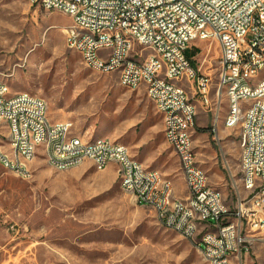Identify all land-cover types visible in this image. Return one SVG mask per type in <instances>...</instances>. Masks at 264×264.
<instances>
[{
	"label": "rangeland",
	"instance_id": "374dc122",
	"mask_svg": "<svg viewBox=\"0 0 264 264\" xmlns=\"http://www.w3.org/2000/svg\"><path fill=\"white\" fill-rule=\"evenodd\" d=\"M70 23L65 13L47 12L29 0H0V77L9 95H36L47 103L51 122L71 121L84 139L122 143L130 155L136 148L144 153L150 141L147 157L156 171L169 169L187 190L164 137L163 115L145 89H128L117 73L87 68L81 54L65 45ZM188 54L196 69L211 74L214 88L218 43L196 40ZM262 78L264 69L255 80ZM224 98L216 122L193 126L192 144L210 185L235 213L249 194L241 181L237 131L225 126V117L224 124L218 121L221 109L222 116L228 110ZM30 168V176L22 177L0 165V264H208L197 248L204 230L193 241L165 228L152 208L122 188L116 163L97 170L85 160L57 170L39 153ZM242 235L248 251L233 264H264V227L244 225Z\"/></svg>",
	"mask_w": 264,
	"mask_h": 264
},
{
	"label": "built area",
	"instance_id": "2783aa9c",
	"mask_svg": "<svg viewBox=\"0 0 264 264\" xmlns=\"http://www.w3.org/2000/svg\"><path fill=\"white\" fill-rule=\"evenodd\" d=\"M51 3L67 5L77 11V18L64 29L68 49L83 53L82 62L98 72L117 73L119 82L130 83L133 90L143 87L154 106L168 112L165 133L171 138V148L179 168L186 173V188L191 197L175 200V210H167L165 192L154 189L155 176L142 165L125 162L124 155L113 146L80 148L72 145L69 151L52 148L45 155L39 147V136L46 134V124H53L55 132H70L66 120L51 122L48 111L40 107V97L32 94L6 96L0 87V113L6 118V133L0 142V153H8L9 161L0 165L22 177L29 176L19 152L35 159L39 153L52 161L72 162L82 156L97 160V170H103L107 155H116L117 176H126L123 189L135 193V202L152 208L159 222L184 238L195 240L205 229H217V237L201 235L197 242L206 262L229 264L238 259L242 250L248 251L242 235L243 226L255 230L264 227V198H257V189H264V92L251 94V76L264 69V0H32V5L50 12ZM215 40L219 47V73L213 88L212 76L201 73L186 56L192 42ZM128 41H135L133 54H126ZM151 43H158L160 62H153ZM96 46H107V56L94 57ZM150 55V62H143ZM127 56H139L141 66L127 63ZM248 79V87H240V80ZM182 83V90H175ZM198 83L199 96L205 106L233 105L228 126L237 131L241 181L254 206L247 200L239 204L237 212L222 210L221 192L212 187L207 174L195 172L198 157L186 151L188 128L182 126V116H189L196 124L197 110L184 87ZM241 89H250L255 106H248V97H241ZM214 90L215 103L210 94ZM53 137H50L52 139ZM11 148H18V157H11ZM137 190H146L145 198H137ZM189 204H196L198 217H190ZM234 218H241L242 227L234 226Z\"/></svg>",
	"mask_w": 264,
	"mask_h": 264
},
{
	"label": "bare ground",
	"instance_id": "6f19581e",
	"mask_svg": "<svg viewBox=\"0 0 264 264\" xmlns=\"http://www.w3.org/2000/svg\"><path fill=\"white\" fill-rule=\"evenodd\" d=\"M29 2L32 4V0H29ZM50 10H58L60 12L65 13L70 18H77V11L69 10L67 8V5H62L60 3H51ZM64 38H65V45L68 48V39L66 37ZM134 48H135V41H128L126 44V54H133ZM151 51H152L151 55L153 58V62H160V49L158 47V43H151ZM79 53L81 54L83 60V53L81 52ZM104 56H107V46H96L94 48V57H104ZM143 62H150V55H143ZM127 63L131 64L132 66H141V59L139 58V56H127ZM91 69L97 71V68H91ZM261 70L262 69H259V72ZM255 77L256 75L251 76V94H259V92H264V78L255 80ZM119 83L122 86L133 90V86H131L130 83H126V82H119ZM0 87H7L6 88L7 97H15L16 94L9 95L7 83L1 77H0ZM240 87H248V79H241ZM191 89L192 91H198V83H191ZM175 90H182V86L179 83H175ZM18 94H27V93L19 92ZM248 96H250V89H241V97H248ZM248 106H255V97H248ZM40 107H43V110L47 111V103L42 98H40ZM155 107L163 115V132H164L165 122H168V112H166L164 109H161V106H155ZM219 109L220 106H216L214 113L215 122L218 117ZM232 114H233V105H228V110L225 116V126H228ZM66 122L67 125L70 126V132H67L64 135L62 144H61L62 132H55L53 137V124H46V134H43L38 138L39 147H47V145H49L50 143V148H45V155H52V148H61V151H69L72 145L76 143V139L80 143V148H100L103 145V141H105L106 146H113V148L119 149L123 153L125 162L131 163L132 165H142L131 157L128 148L124 144L115 141H110L104 138L84 139L82 136L74 132L73 122L67 120ZM0 126H2L0 130V142H1V139L4 138V134L6 133V118L3 116L2 113H0ZM182 126L184 128H188L187 142L192 143V130L194 128L193 120H191L189 116H182ZM50 137L53 138L50 139ZM164 137L168 145L171 147V138L169 133L164 132ZM186 151H194L193 144H186ZM11 157H18V148H11ZM45 159L52 167H54L57 170H65L71 168L73 166L80 164L85 160L91 161L94 167L97 168V160H94V158H91V156H82L76 161L63 162L61 166L59 161H52L50 157H45ZM0 160L1 162H8L9 154L0 153ZM33 160H34L33 156L28 155L26 152H19V161L24 162V166H26L27 170H29V176L31 174L30 164ZM111 162L116 163V155H107L105 160V167ZM146 170L147 173L153 174L155 176V180L157 182H154V189H162V184H164V187L168 189L167 192H165V204H167V210H175V200H180V198L174 197L173 186L171 181L163 178L161 174L156 170H151V169H146ZM181 172L186 184V173L185 171H181ZM195 172H203V174H205V172L202 170L199 164H195ZM119 178H120V184L123 188L124 184L126 183V176H119ZM243 185L245 187V184ZM131 194L135 199V193H131ZM145 197H146V190H137V198H145ZM186 197H191L190 188H187ZM257 198H264V189H257ZM220 204L222 210H228V208L225 206L222 195H220ZM247 206H254V197H249L247 199ZM189 212H190V217H198V210H196V204H189ZM234 226L242 227L241 218H234ZM204 237H217V229H205ZM198 249L203 256V259L206 261V254H203L200 248ZM233 260L234 259H229V264H233ZM207 263L209 264V262Z\"/></svg>",
	"mask_w": 264,
	"mask_h": 264
},
{
	"label": "crops",
	"instance_id": "0c3cea01",
	"mask_svg": "<svg viewBox=\"0 0 264 264\" xmlns=\"http://www.w3.org/2000/svg\"><path fill=\"white\" fill-rule=\"evenodd\" d=\"M189 51V49L187 50ZM191 59H193V57L191 56L190 57ZM188 96L190 97V99L192 100V102L194 103L195 107H196V110H197V116H196V124L197 126L199 127H203L205 125H207L209 123V119L210 120H214V117H215V114L213 113L212 111V108L211 107H208V106H205L202 101L200 100V97L199 96H195L194 94H189L187 93ZM213 96H214V90H212L211 94H210V98L211 100L213 101ZM215 97V96H214ZM225 102L227 103V100L226 98H224ZM208 107V110L209 111H212L210 113L211 117L209 118L208 116V113H207V110L206 108ZM222 111V109H221ZM221 111H220V115H219V120H222L223 124H224V117H225V113H226V110L224 111V115L222 116L221 114ZM58 121H61V120H58ZM63 121V120H62ZM217 121V122H218ZM217 124V123H216ZM147 143H148V146H147V150H145V152L143 153L144 150H142V152H140V150H138V148H136V150H133L131 155L133 157L136 158V161H138L140 164H142V166L146 169H155L154 168V165H153V160L148 158L147 157V153L149 152L150 150V146H151V142L146 140ZM129 150V148H128ZM130 153V152H129ZM160 154H156V156L158 157ZM112 163L114 162H111L109 163L103 170H107L109 169L111 166H112ZM117 165V164H116ZM157 170V169H155ZM159 171V170H158ZM161 173V171H159ZM163 173H161L165 178H167L168 176H171L173 178V182H172V186H173V195H175L174 197H178V198H185L187 196V190H185L183 184H181V180H180V176L178 177L176 174H173L172 171H170L169 169H164L162 171ZM118 177V176H117ZM169 179V178H168ZM174 186H175V189L177 192H179L181 194V196H178L176 195V192H175V189H174ZM186 186V185H185ZM187 189V188H186Z\"/></svg>",
	"mask_w": 264,
	"mask_h": 264
},
{
	"label": "trees",
	"instance_id": "16d2710c",
	"mask_svg": "<svg viewBox=\"0 0 264 264\" xmlns=\"http://www.w3.org/2000/svg\"><path fill=\"white\" fill-rule=\"evenodd\" d=\"M186 56L189 57V58L191 57V56L188 54V51H186ZM190 59H191V58H190ZM192 63H193V62H192Z\"/></svg>",
	"mask_w": 264,
	"mask_h": 264
}]
</instances>
